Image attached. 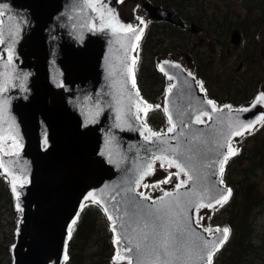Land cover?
Wrapping results in <instances>:
<instances>
[{"label":"water","instance_id":"1","mask_svg":"<svg viewBox=\"0 0 264 264\" xmlns=\"http://www.w3.org/2000/svg\"><path fill=\"white\" fill-rule=\"evenodd\" d=\"M89 3L0 0V139L11 137L17 147L0 149V169L27 182L13 187L20 216L12 264H62L87 197L113 217L115 249L128 258L121 259L125 264H153L152 248L163 231L153 232L150 214L162 213L165 227L182 231L190 249L169 257L170 264H205L196 245L208 241L211 248L222 231L209 235L197 225V208L227 194L216 161L228 153L235 132L260 120L263 102L212 112L197 78L178 63L162 62L175 85L165 109L176 127L145 139L136 113L145 100L132 83L133 51L142 32L108 25L104 12ZM143 6L151 19L183 26L174 11ZM132 28L143 31V24ZM238 41L233 32L231 42ZM201 112L211 119L197 124ZM179 154L193 179L165 192L171 195L143 199L137 181L148 165ZM132 197L139 208L130 207Z\"/></svg>","mask_w":264,"mask_h":264},{"label":"trees","instance_id":"2","mask_svg":"<svg viewBox=\"0 0 264 264\" xmlns=\"http://www.w3.org/2000/svg\"><path fill=\"white\" fill-rule=\"evenodd\" d=\"M209 15L220 23L226 21V17L222 13L221 15L224 16L222 18L220 13L218 16ZM208 19L207 16H204L198 20L206 22ZM161 28L159 25L147 26L137 46L135 64L133 65V75L141 94L154 105L148 113L153 117L143 116V120L156 129L162 128L163 121L161 119L165 120L166 117L164 107L159 102L169 86L168 79L157 68L156 54L160 49L158 34H160ZM168 31L171 34L170 39L166 42L175 46L174 43L178 42L176 39L178 31L175 29H168ZM215 31L216 33L208 35V38L220 42L218 44L219 54L223 57L227 47L226 29L219 28ZM222 36L225 37L224 41ZM172 48L176 50V48ZM204 69H199L198 73H204ZM229 72L230 70L227 71L228 75ZM219 79L223 78H217V80ZM229 81L228 78L226 81L218 83V86H221L219 89L224 91L226 96H233L231 103L237 106L248 96L243 97L241 91L232 93L231 90L236 91V88L231 86ZM259 83H252L250 87H257ZM148 88L151 91H148ZM156 105H160V107L156 108ZM160 114L164 117L159 120L155 118ZM236 144L238 151L229 157L223 172L225 183L231 187V195L227 202L218 205L219 207L215 206V209H218L217 212L222 213L224 223L229 227L230 232L227 241L213 256L212 264H264V224L262 223L263 217L260 218V213L264 211V187L260 185V174L264 172V120L245 132ZM153 188L147 184L142 185L145 192L154 191ZM13 197L12 187L8 184L7 176L0 171V205L6 209H13ZM13 236L9 241L10 244L5 248V256L9 257V261ZM114 242L109 221L100 205L93 201H86L71 228L67 259L63 264H119L116 259ZM92 247L95 251L88 255L87 249Z\"/></svg>","mask_w":264,"mask_h":264},{"label":"flooded vegetation","instance_id":"3","mask_svg":"<svg viewBox=\"0 0 264 264\" xmlns=\"http://www.w3.org/2000/svg\"><path fill=\"white\" fill-rule=\"evenodd\" d=\"M208 1L209 0H133V11L135 9L134 17L137 13H146V10L143 6L144 2H149L154 6H159L163 9L174 11L183 21V26L173 24L166 20L151 19L148 16L147 20L143 21L144 31L147 26L152 27L153 25H159L162 27L159 31L160 34H158L160 37L158 39L160 49L159 53L156 54L158 64L162 63L163 61H174L173 59L175 58L182 61L189 69L188 71L191 72L197 78V80L201 82L204 90L203 92L205 93L206 97H209L212 101H221L220 97H222L224 101L231 103L233 96H220V93L218 95L216 92L211 90L214 88V86L218 87V83L220 84L229 78L231 86L233 85V87L236 88V91L231 90V92L239 93L240 89H242V84L238 81L239 78L237 77L236 73L240 72L243 67L248 65L250 60H252L250 54H253L254 58H257L258 53L264 55V43L262 41V30L264 29V0H240L242 1L245 15L242 17L238 16L232 20L227 19L225 22L221 23L216 21V18L209 16V14H215V10H207L206 6H210L207 5ZM93 4L95 7L100 8L102 12L105 11L100 7V5L103 8L112 10L110 12L112 15L111 18L113 15L117 14L116 8H114V6L110 3V0H101L100 2L95 1ZM123 6H126V4L123 3ZM204 16L209 18L208 21L199 22L198 19L203 18ZM106 17L107 20L111 19L108 13L106 14ZM139 23H141V21L137 18L136 24ZM219 28L226 29L225 37L227 41V47L224 51L225 56L227 59L233 56L231 58L232 64L228 65L230 70L229 75L222 80H217L218 77L215 76V73L212 74L208 71V63L204 58V55L207 51L210 54L209 57L212 59L214 54L217 53V50H219L218 44L220 42L218 43L216 40H210L208 38V35L215 34V30ZM168 29H175L178 31V34L176 35L178 42L174 43L175 46H172L171 43L166 42V40L170 39L171 34ZM233 32H237L239 34V41L237 45L231 42V34ZM217 35L219 36V32ZM225 37L222 36L223 41ZM172 47L176 48V50H173ZM209 50H212L213 54ZM235 62L237 65L233 71L232 67ZM199 69H204V73H198ZM258 82L259 81L256 83ZM262 92H264V90L262 89L261 85L256 94H252L251 96L247 95L248 98L246 100H242L240 105H247L256 101V97Z\"/></svg>","mask_w":264,"mask_h":264},{"label":"rangeland","instance_id":"4","mask_svg":"<svg viewBox=\"0 0 264 264\" xmlns=\"http://www.w3.org/2000/svg\"><path fill=\"white\" fill-rule=\"evenodd\" d=\"M91 1L94 3L95 1L100 2L101 0H91ZM110 3L114 6V8H116V12H117V14L113 15L112 18H111L112 15L110 13L112 10L108 8H103L100 4L99 5L105 11V13L106 14L108 13V15L110 16L111 19L109 20V22L116 27H119V25H124L125 27L128 25H131V26L135 25L137 18L140 21L147 20V15L145 12L137 13L135 14V17H134L135 9L133 11V0H110ZM123 3H125L126 6H123ZM207 5H210V6H206L207 10L214 9L216 16H218L220 13L221 18L224 15L226 17V20L227 19L232 20V19L237 18L238 16L242 17L245 15V10L243 8L242 1L240 0H209L207 2ZM221 13L223 15H221ZM119 28L124 29L121 27ZM262 41L264 43V29L262 30ZM218 51L219 50H217V53L214 54L212 59L209 57L210 54L207 51L206 54L204 55V58L208 63L209 72H211L212 74L215 73V76L218 78L219 77L226 78L228 76L227 71L229 70L228 65L232 64L231 58L233 56L227 59V57L225 56V52L223 54V57H221L220 54L218 55ZM236 51H235V54H236ZM210 52H212L213 54L212 50ZM250 55H251L252 60H250L249 64L245 65L240 72L236 73L237 77L239 78L238 81L242 84L241 85L242 89H240V91H242L243 97H245L246 95L251 96L252 94H256L261 85H262V89L264 90V55H261V53H258L257 58H254L253 54H250ZM173 60L174 62L181 64L185 69L189 70L182 61L177 60L176 58ZM236 65L237 63L235 62V64L232 67L233 71L236 68ZM197 81L201 88V85H202L201 82L199 80ZM255 81L256 82L259 81L260 85L258 84L259 85L257 86L258 88L257 87L251 88L250 85L252 83H256ZM220 87L221 86H218L217 88V86H214V88L211 91L216 92L218 95L220 93V96H226V93L222 91L221 89H219ZM201 90L204 91L203 87L201 88ZM148 91H151V89L148 88ZM148 93L151 94L150 92ZM164 94L165 92L161 96V101L159 102L161 104L163 103ZM207 98L211 100L209 97ZM220 100L221 101H218V100L213 101L216 107H222L223 105H228V107L230 106L231 108H234V105L232 103H227L226 101L222 99V97H220ZM152 106L154 107L153 104ZM242 106L243 105H238L236 107H242ZM145 108L146 107L138 106L137 114L140 115L142 119V123L146 127V130H144L143 133H145L147 136L151 135L152 132H156V133L162 132V131L164 132V130H168L171 127L166 117H165V120L161 119L163 121L162 123L163 125L161 129L153 128L150 124L145 123V121L143 120V116L153 117V115H148V113H150V110L152 108L147 110L146 115H145ZM263 110H264V106H263ZM163 117L164 116H162L161 114L155 116V118H157L158 120ZM203 118L206 119V116H203V117L201 116L202 120ZM263 120H264V111H263L262 119L258 121L259 122L258 124H260ZM149 129L151 130V132L148 131ZM247 131L249 130H245L243 134ZM241 137L242 135H236L235 137H233L232 141L229 144V146L232 149H235L236 152L238 151L237 150L238 145L236 143L239 142ZM14 146H15V143L12 138L6 137V138L0 139V149L11 151L12 148H14ZM231 156L232 155H230L229 157ZM162 162L164 164L163 167H161ZM178 172H179V175H175ZM6 176L8 178L9 186L12 187V194L14 195L13 186L15 182H21L22 180L20 179V177H17V176H12V175H6ZM260 176H261L260 185L264 187V172L261 173ZM165 180H167L168 182L161 183V181H165ZM186 180H187V176L184 174V172H180V170L174 166L168 167L167 160L163 158H159L152 164L151 169H148L142 175L139 181L138 188H139V191H141L143 194H146L151 197H154V196L156 197V195H159V194H162V193H165V192H168L170 190L177 188V185H181V181H186ZM223 183H224V179H223ZM145 184L149 185L150 187H154L153 188L154 191L145 192L142 189V185H145ZM87 198L88 199L86 200H91L90 197H87ZM13 201H14V197H13ZM218 205L220 204H214L209 207L200 206L198 207V210H197V216H196L197 223L199 225H202L204 229H211V231H208L210 234L214 233L218 227L229 229V227L224 223L222 213L217 212L218 209H215V206H218ZM8 209L0 205V264H12V258L9 261V257L5 256V250H6L5 248L7 247V245L10 244L9 241H11V238L13 235H14L13 243L15 241V229L18 223V218L20 216V210L15 206L14 203H13V209H9V210ZM261 217H263L262 223L264 224V211L260 213V218ZM94 251L95 249L93 247L91 249H87V254L90 255ZM118 262L119 264H124L122 260H118Z\"/></svg>","mask_w":264,"mask_h":264},{"label":"snow or ice","instance_id":"5","mask_svg":"<svg viewBox=\"0 0 264 264\" xmlns=\"http://www.w3.org/2000/svg\"><path fill=\"white\" fill-rule=\"evenodd\" d=\"M90 7H93V5L91 4V2L89 3ZM118 23V22H117ZM141 24H143V21H141ZM119 27L124 28L126 31H130V32H137V31H141L137 30V29H133L131 25L128 26H124V25H119ZM136 39L139 40L140 36L137 35ZM133 65L135 64V59H133L132 61ZM176 67H179V65H176ZM163 67H161V71H163ZM129 71H131V69H129ZM189 75H191V73H189ZM170 80L172 79L171 76L168 77ZM132 83L133 86H135V78L133 75V79H132ZM203 86L201 85V88ZM175 88V85H170L168 88V92L171 94L173 89ZM137 95H139V93L137 92ZM261 101H264V92L260 93V95H258L256 97V102L259 103ZM146 104V102H143ZM207 104L211 106V111L212 112H216V111H220V109H218L214 102L212 100H208ZM153 106L152 105H147L146 104V108H145V115L147 114V110L151 109ZM156 108H159L160 105H156ZM230 107V106H229ZM248 109H243V111H247ZM165 111H167V109H165ZM201 116H208L209 119H211V115L209 112H201L199 115L196 116L195 118V123L200 124V123H204V121L201 119ZM169 120V124L171 125V127L168 129L169 132H172L176 125L172 122V116L169 115L168 117ZM253 128V123H249L247 125H243L240 131L235 132V135H243L244 130H251ZM148 131L151 132V130L149 129ZM152 136H159V133H155L152 132L151 133ZM145 139H149V137H145ZM223 147V146H222ZM236 154V150L232 149L229 146L228 149V153L225 154L223 156L222 159L216 161L217 163H219L220 165V172L222 173L224 170V164H226L227 160L229 159L230 155H235ZM182 154H179L177 158L174 159H168L167 157H164L165 160H167V164L168 167H176L180 170V172H184L185 175L187 176L188 180H192L193 176L190 175L188 173V171L186 170L187 168H190L191 165L188 163L187 160H185L184 163H180L178 162L179 160V156ZM159 159V157L157 158ZM164 164L163 162L161 163V167H163ZM151 165H148V168L151 169ZM175 175H179V172L176 173ZM168 181H161V183H167ZM187 181H181V185H183L184 183H186ZM137 183H139V181H137ZM222 183V181H221ZM181 185H177V187H180ZM15 187V185H14ZM130 191H132V189H129ZM227 194L223 195L220 197V199L216 200V204H220L222 205L223 203L227 202L228 197L231 195V189H227L226 190ZM143 199L147 200L150 199L149 197H144L143 193L140 194ZM166 196L171 195L170 193H165ZM97 203H99V201H96ZM129 205L131 208L136 209L139 208V202L136 201L135 197L130 198V200L128 201ZM207 206V205H206ZM105 212L108 211L107 208L104 209ZM162 210L158 209L157 213H161ZM152 216V226H153V232L156 235H160V231H163V235L162 237L157 241V243L153 246L152 248V254L153 256L156 258L153 261V264H170L169 261V257H174V258H179V255H184L186 253L190 252L189 246H188V241L184 235V233L182 231H180L179 229H177L176 231H172L168 228L165 227L164 223H163V217L164 215H166V213H162V214H150ZM109 220H113V217L111 215H109ZM73 223H75V221H73ZM147 227V225H145ZM113 231H115V227H113ZM206 231H211V229H206ZM217 232H221L222 231V238L217 241V242H212V247L209 248V243L208 241L203 242V244L200 245H196V247H198L200 249V252L202 253L199 258L201 260H204L205 264H212V256L214 255L215 251L219 250V247L227 241L228 239V234L230 232V229L228 228H224V229H216ZM155 238V237H154ZM116 243L119 244L120 240L119 238H117ZM137 248H139V245H137ZM126 252H132L133 249L131 247H128L125 249ZM206 253V254H205ZM65 259H67V256H65ZM117 260L120 259H128L127 257H121L119 255V252L117 253L116 256ZM129 264H131V261L129 260Z\"/></svg>","mask_w":264,"mask_h":264}]
</instances>
